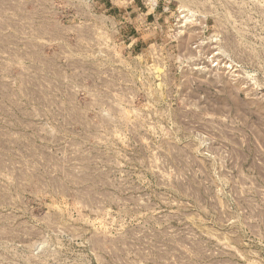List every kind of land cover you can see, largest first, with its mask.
Masks as SVG:
<instances>
[{"label":"rangeland","instance_id":"obj_1","mask_svg":"<svg viewBox=\"0 0 264 264\" xmlns=\"http://www.w3.org/2000/svg\"><path fill=\"white\" fill-rule=\"evenodd\" d=\"M0 264H264V0H0Z\"/></svg>","mask_w":264,"mask_h":264}]
</instances>
